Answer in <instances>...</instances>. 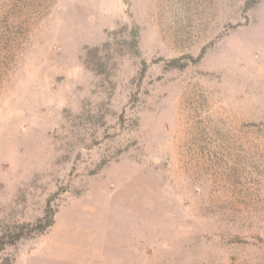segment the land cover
I'll return each instance as SVG.
<instances>
[{"label":"rangeland","instance_id":"1","mask_svg":"<svg viewBox=\"0 0 264 264\" xmlns=\"http://www.w3.org/2000/svg\"><path fill=\"white\" fill-rule=\"evenodd\" d=\"M246 1L0 0V234L56 209L0 261L264 264V0Z\"/></svg>","mask_w":264,"mask_h":264},{"label":"trees","instance_id":"2","mask_svg":"<svg viewBox=\"0 0 264 264\" xmlns=\"http://www.w3.org/2000/svg\"><path fill=\"white\" fill-rule=\"evenodd\" d=\"M258 1L259 0H247L245 3L244 10L248 11ZM136 33V30L132 31L133 37L130 43L131 49L134 51H137V39L135 36ZM104 47H108V44L105 43L101 47H94L92 49H88L85 53V58H83V64L85 65V67L97 74H101L102 72H104L105 67L99 57V53ZM206 49V47H203L197 57H193L191 55H184L169 59L167 61H161H164L163 65L166 70L182 71L186 69V67H188L189 65H197L206 53ZM146 67V63H143V67L140 72L141 77L144 76ZM51 201L52 198L47 201L43 215L34 220L33 222L9 225L5 228V230H3V232H1L0 254L4 252L7 248H14L23 240L43 236L54 225L56 209L53 208V206L51 205ZM0 264H11V262H9L8 258H5L0 261Z\"/></svg>","mask_w":264,"mask_h":264}]
</instances>
